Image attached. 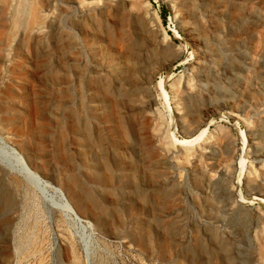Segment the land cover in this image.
<instances>
[{
    "label": "rangeland",
    "instance_id": "1",
    "mask_svg": "<svg viewBox=\"0 0 264 264\" xmlns=\"http://www.w3.org/2000/svg\"><path fill=\"white\" fill-rule=\"evenodd\" d=\"M0 264H264V0H0Z\"/></svg>",
    "mask_w": 264,
    "mask_h": 264
},
{
    "label": "bare ground",
    "instance_id": "2",
    "mask_svg": "<svg viewBox=\"0 0 264 264\" xmlns=\"http://www.w3.org/2000/svg\"><path fill=\"white\" fill-rule=\"evenodd\" d=\"M36 14V13H35ZM34 14V15H35ZM34 15L32 16V17H34ZM32 19V18H31ZM41 23V22H40ZM31 29V28H30ZM32 35V34H31ZM40 35V34H39ZM142 46H141V44H139V43H137V45L136 46H134V48H133V51H134V56L136 57L138 54H139V51H141L139 48H141ZM144 50V49H143ZM140 56V55H139ZM44 57V56H43ZM51 58V57H50ZM139 58V57H138ZM45 60V59H44ZM138 60V59H137ZM43 62V61H42ZM57 62V61H56ZM58 63V62H57ZM39 65V64H38ZM45 68L47 69V74L45 75V78H47V77H51L50 79H51V81L53 82V80H56L57 78H58V75H56V74H54L53 72H52V69H50V64H49V62L47 61L46 63H45ZM60 66V65H59ZM37 68V67H36ZM39 68H40V66H39ZM54 69V68H53ZM62 69V68H61ZM66 69V68H65ZM35 71H38V70H35ZM54 71V70H53ZM59 71V70H58ZM35 74H36V72H34ZM51 73V74H50ZM56 73H57V71H56ZM67 73V72H66ZM35 74H34V76H35ZM68 74V73H67ZM33 75V74H32ZM37 77V76H36ZM35 77V78H36ZM59 77H60V75H59ZM62 78V77H61ZM64 78H66V77H64ZM63 79V78H62ZM43 80L45 81L46 80V82H48V78L47 79H44L43 78ZM59 80V79H58ZM167 80V77L165 76V77H163L162 79H161V81H159L158 82V86L162 89V91H160V92H163V97L166 99L167 98V94H166V91H165V81ZM61 82H62V80H60ZM45 82V83H46ZM57 82H59V81H57ZM60 83V82H59ZM67 83V84H66ZM49 84H51V83H49ZM54 84H55V82H54ZM58 84V83H57ZM69 85L68 84V82L66 81V82H64L63 81V84L62 85ZM47 86H48V84H46ZM45 85V86H46ZM67 87V86H66ZM65 87V88H66ZM42 88V87H41ZM57 88V87H56ZM51 89V88H50ZM68 89V88H67ZM64 90L65 91V93L66 94H68L69 93V91L68 90ZM159 89V88H158ZM42 90V89H41ZM44 92V91H43ZM64 93V92H63ZM35 95V94H34ZM66 96V95H65ZM162 96V95H161ZM67 97V96H66ZM60 99V98H59ZM58 99V100H59ZM61 100V99H60ZM59 100V101H60ZM63 100V99H62ZM61 100V101H62ZM70 100V99H69ZM60 101V102H61ZM74 101V100H73ZM78 101V100H77ZM69 102V101H68ZM71 102H72V100H71ZM87 104V103H86ZM74 105V104H73ZM76 105H78V104H76ZM99 105V104H98ZM70 106H71V104H70ZM88 107L87 108H89V104L87 105ZM101 106V105H100ZM75 108V107H74ZM74 108L72 107H69L68 108V110H67V115H68V118H70L69 120H71V122H73V121H75L76 123L75 124H77V121L80 119V118H82V117H80V114L76 111V110H74ZM77 108V107H76ZM94 108V107H93ZM96 108V107H95ZM97 108H98V106H97ZM58 109H60V108H58ZM81 109V108H80ZM52 110V109H51ZM85 110V109H84ZM88 110V109H87ZM93 110V109H92ZM99 110V109H98ZM78 111H80L79 109H78ZM82 111V110H81ZM94 111V110H93ZM92 111V112H93ZM43 112V111H42ZM83 112V111H82ZM99 112V111H98ZM84 113V112H83ZM82 113V114H83ZM97 113V112H96ZM85 114V113H84ZM44 115V114H43ZM51 116H52V114H51ZM84 116V115H83ZM87 116V115H86ZM96 116V115H95ZM98 116V115H97ZM44 119V118H43ZM45 120V119H44ZM85 120L86 119H84V122H85ZM212 121V120H211ZM79 122H81V121H79ZM84 122H83V124H84ZM74 123V122H73ZM82 123V122H81ZM212 123V122H211ZM87 124V123H86ZM45 125V124H44ZM74 125V124H73ZM43 126V125H42ZM56 126V125H55ZM40 128V127H39ZM43 128V127H42ZM42 128H41V130H42ZM46 128V127H45ZM73 128H74V130L77 128V127H74L73 126ZM21 129V128H20ZM40 130V129H39ZM38 130V131H39ZM40 130V131H41ZM77 130V129H76ZM72 131V130H71ZM206 131H207V128L206 129H204L200 134H199V136L196 138V139H199V138H202L203 136H204V134L206 133ZM37 133V132H36ZM44 133V132H43ZM87 133V132H86ZM24 134H25V132H24ZM46 135V134H45ZM89 135V131H88V133H87V143H88V147H85V150L82 152V153H84V158H80V160L81 159H83V160H85V162H84V166H83V170H85L84 172H83V174L84 175H86V176H88L89 177V179L90 178H92V179H96V181L98 180V181H103L104 180V178H105V176H107V175H105V172L106 171H100V169L98 170V168L96 169L95 167H97V165L95 166V165H92L93 164V161H92V159H91V153L92 152H94V154H95V156L97 155L98 156V160L99 161H102L101 163H103V167H102V169H107L108 168V166L107 165H112V164H114V165H118V164H120L121 162H122V160H121V158L119 157V156H117L118 154H112V147H102V146H100V147H93L94 146V143H95V141H92V139H91V137H90V135ZM30 137V136H29ZM32 137V136H31ZM45 138H47V136L45 137ZM50 138V137H49ZM42 139V138H41ZM51 139V138H50ZM101 138H99V140H100ZM26 141V140H25ZM29 141V140H28ZM101 141H102V139H101ZM99 142V143H104V140H103V142ZM51 142V141H50ZM60 142V141H59ZM25 143V142H24ZM129 143V142H128ZM187 143H190V142H187ZM34 144H36V143H34ZM85 144V143H84ZM107 144V143H106ZM30 145V146H29ZM29 145L28 144H25L24 145V147L26 148V149H28V147L30 148L31 147V144L29 143ZM101 145V144H100ZM185 145H187V144H185ZM189 145H191V143L189 144ZM44 147V146H43ZM47 147V146H46ZM32 148V147H31ZM116 149V148H115ZM31 150V149H30ZM139 150V149H138ZM82 151V150H81ZM80 151V152H81ZM114 151V150H113ZM26 152V151H25ZM28 152V151H27ZM116 152V151H115ZM32 154H33V152H31ZM134 153V152H133ZM93 154V155H94ZM31 155V154H30ZM35 155V154H34ZM29 156V155H28ZM31 156H33V155H31ZM96 156V157H97ZM38 158V157H37ZM37 158H35V157H33L32 159H27V161H28V163H29V165H30V167H32V168H34V166L36 165V161H37ZM41 159V158H40ZM134 161V160H133ZM39 164H40V162L39 161H37ZM41 164H43V165H41L40 167L43 169V172H50V174L53 176V177H58L59 176V174H58V172L56 171V169H52V165L49 163H46L45 161L43 162V160H41ZM48 162V161H47ZM63 162H64V164H66V165H68V167H70V169L72 170V171H75V164L76 163H74V156L72 155V153H71V155H70V153H67L65 156H63ZM137 162V161H136ZM142 163V162H141ZM38 164V165H39ZM49 165L51 166V169H49L48 170V168H47V166L49 167ZM95 166V167H94ZM38 167V166H37ZM89 167V168H88ZM100 167V166H99ZM139 167V166H138ZM137 167V168H138ZM136 168V167H135ZM135 169V175L137 174V175H139L140 177H141V175L137 172V170L138 169ZM35 169V168H34ZM38 169V168H37ZM36 169V170H37ZM39 170V169H38ZM82 170V169H81ZM40 171H42L41 169H40ZM40 171H36V172H38V173H40ZM116 171V170H115ZM140 171V170H139ZM119 173V172H118ZM41 174V173H40ZM47 174H49V173H47ZM111 174V173H110ZM109 174V175H110ZM133 174V173H132ZM42 175V174H41ZM44 175H46V173L44 174ZM44 175H42V177H44V178H46ZM50 175V176H51ZM80 175H81V173H80ZM123 177V176H122ZM110 178V177H109ZM117 178H118V176H117ZM85 179V178H84ZM135 179V178H134ZM47 180V179H46ZM61 180H62V182H63V184L67 187V189H68V192H70L72 195H73V197H74V200H75V202H77L78 203V205H80V207L82 206L83 208H87L88 207V204L89 205H96L97 204V199H96V197L97 196H95V192H96V190H93V189H87V188H85V187H83V185H82V180L80 179V177H79V175H78V173L77 172H73L72 173V175H70V176H65V175H63V177H61ZM122 180V179H121ZM88 181V180H87ZM135 181V180H134ZM136 183L138 182V180L137 181H135ZM95 183V182H94ZM84 184V183H83ZM120 184V183H119ZM134 184V183H133ZM135 185V184H134ZM139 186V185H138ZM137 185L135 186L137 189H136V191L138 192V194L141 196V198H145V192H144V190H143V188L141 189L140 187H138ZM89 188V187H88ZM120 189V188H119ZM134 190V189H133ZM129 191V190H128ZM121 193H122V191H121ZM134 193V192H133ZM137 194V193H136ZM138 195V196H139ZM108 210V209H107ZM105 211V210H104ZM102 216H104V215H101V217ZM68 250L69 249H66V252H65V254H69L68 253ZM71 255V254H70ZM70 257V256H69Z\"/></svg>",
    "mask_w": 264,
    "mask_h": 264
}]
</instances>
